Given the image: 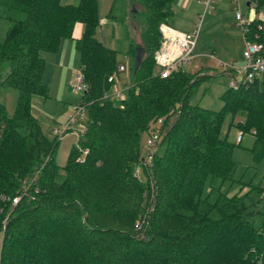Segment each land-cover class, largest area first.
<instances>
[{"label":"trees","instance_id":"1","mask_svg":"<svg viewBox=\"0 0 264 264\" xmlns=\"http://www.w3.org/2000/svg\"><path fill=\"white\" fill-rule=\"evenodd\" d=\"M119 1L112 0L106 16L127 36L123 6L122 15L115 12ZM122 1L141 5L130 17L141 49L127 37L131 85L116 97L104 96L118 65L116 49L96 36L97 0H0V18L8 22L0 37V86L18 91L12 113L0 102V264H264V185L236 176L239 142L221 134L230 115V124L253 133L255 159L264 156V73L227 86L219 109L193 102L209 74L182 64L162 76L154 60L159 26L170 23L175 0ZM253 1L256 9L264 6ZM79 21L75 45L87 119L60 166L55 153L65 132L52 128L47 135L31 100L49 95L41 51H57ZM244 33L264 47L262 16ZM160 117L148 161L140 138ZM225 181L249 187L228 194Z\"/></svg>","mask_w":264,"mask_h":264},{"label":"rangeland","instance_id":"2","mask_svg":"<svg viewBox=\"0 0 264 264\" xmlns=\"http://www.w3.org/2000/svg\"><path fill=\"white\" fill-rule=\"evenodd\" d=\"M63 3H77L78 0H61ZM216 1V2H215ZM218 0H214L216 6ZM249 0H239V6L244 13V18L248 21L254 17L262 16L264 19V6L258 9L253 4H247ZM99 17L102 18L109 11L112 0H97ZM125 11L126 21L128 23L129 34H122V30L116 28L113 21L106 20L101 23L96 31V36L100 38L107 46L116 49L117 65L122 64L124 69L119 70L115 75V81L112 89L121 91L124 95V87L131 85L130 77V59L126 54V48L131 37L135 46L141 49L139 38L140 30L135 29V20L130 17L141 5L136 2L120 0L115 12L120 14ZM199 0H175L173 2L174 17L172 26L183 30L180 21H189L191 14L197 16V10L200 8ZM201 9V8H200ZM217 11L216 18L208 20L210 15L202 18L199 32L197 34L196 44L193 47L192 55L186 63L185 69L190 73L202 70L199 74L207 73L200 80L197 90L193 96V102L205 107L219 109L223 100L222 92L229 86L230 76L224 71L227 63H231L238 68L244 62L242 55L245 39L242 27L237 23L234 15V9L224 6V8L215 7ZM127 12H130L127 14ZM212 14V13H211ZM122 15V13H121ZM176 20V21H174ZM195 20V19H194ZM83 23L75 24L72 36L61 39L60 47L57 51H41L45 58V67L42 80L48 88V97L40 94H34L31 100V110L38 118L42 129L47 135H52V128L64 124L67 119L73 115L75 106L80 105L83 90H75L76 73L80 68V54L75 45V39L80 37L83 30ZM8 22L0 18V37L4 38ZM8 70L3 69L2 75ZM240 79L241 73L237 74ZM18 91L16 88L9 86H0V102H2L7 111L12 113L16 106ZM242 118V117H240ZM87 119V110L85 117L73 121L71 128L61 137L55 153V160L63 166L67 160L68 153L73 144L77 142L78 136L82 132L80 126ZM238 117H235L237 120ZM231 116L227 115L223 121L221 134L226 135L229 140L237 142L238 134L243 133L241 139L236 143L233 151L234 159L237 162L236 176L241 177L242 181L252 180L253 184L264 185V156L257 160L251 147L254 144V135L251 132H242L235 124H230ZM157 124V121L154 123ZM151 127V126H150ZM149 134L144 132L140 138V151L142 156L146 157L149 150L147 143ZM147 160V159H146ZM149 161V160H148ZM139 166L136 171H139ZM146 182L149 181V174L146 172ZM209 186L207 180L202 194L206 193ZM249 184H241L239 181H225L222 189L228 194L234 192H244ZM0 233V251H1Z\"/></svg>","mask_w":264,"mask_h":264},{"label":"built area","instance_id":"3","mask_svg":"<svg viewBox=\"0 0 264 264\" xmlns=\"http://www.w3.org/2000/svg\"><path fill=\"white\" fill-rule=\"evenodd\" d=\"M204 9L202 12H199L195 18L194 27L188 31L177 29L168 22H162L159 26L161 32L160 43L154 51V60L159 69V73L162 76H167L171 73L172 70L176 69L179 65H184L189 61L193 47L196 44V37L200 29L201 21L203 18L204 12L210 11L214 7V0H202ZM233 9L235 19L237 23L242 27L243 34L247 30V24L252 20L248 21L244 18V13L240 9L239 0H233ZM253 5L256 4L255 1L252 2ZM245 45L242 52L244 62L241 65V68L233 64L227 63V68L235 69L236 73H241L242 77L239 79L237 76L230 77L229 86L237 87L240 81L253 80L257 75L264 73V47L263 44L259 41L252 40L244 35ZM124 69L122 64L118 65L116 72ZM112 73L108 76L109 81H115V75L118 73ZM87 87L84 76L79 68L76 73V83L75 90H85ZM125 88V87H124ZM114 95L116 97H121V91L112 89L106 91V95ZM86 105L80 102V105L75 106V111L64 124L56 126L53 128L54 133L62 134L71 128V123L77 121L78 119L85 117ZM162 120V117L158 118L157 124L153 127V132L149 134L147 143L149 145L148 154L146 159L150 160L152 152L155 148V140L158 139L159 124ZM81 131L85 129V123L80 126ZM243 133L238 134L236 140L241 139ZM20 198V195L17 194L12 198V203H16ZM5 224L2 226L4 228Z\"/></svg>","mask_w":264,"mask_h":264},{"label":"crops","instance_id":"4","mask_svg":"<svg viewBox=\"0 0 264 264\" xmlns=\"http://www.w3.org/2000/svg\"><path fill=\"white\" fill-rule=\"evenodd\" d=\"M199 2H200V8H199V10H197L196 12H197V14L199 13V12H202L203 11V9H204V5H203V2H202V0H199ZM216 2V1H215ZM233 5H234V3H233V0H218L217 1V4H216V6L214 5V7L210 10V11H207V12H204V14H203V18H205V17H207V15H210L209 17H208V20H212V19H214V18H216V16H217V11H215L214 12V9H215V7H217V9L218 8H224V6H226V7H230L231 9H233ZM212 13V14H211ZM107 15V14H106ZM106 15H104L102 18H100V25H101V23L102 22H104V21H106V20H109V21H111ZM173 17H174V15H173ZM172 17V18H173ZM196 18V13L195 14H191V18H190V20L189 21H180L181 23V25L183 26V30H185V31H188V30H190V29H192L193 27H194V22H195V19ZM174 21H176V20H174ZM127 22V21H126ZM173 23V19H171V21H170V24H172ZM122 34H124V32H123V30H122ZM193 52V51H192Z\"/></svg>","mask_w":264,"mask_h":264},{"label":"water","instance_id":"5","mask_svg":"<svg viewBox=\"0 0 264 264\" xmlns=\"http://www.w3.org/2000/svg\"><path fill=\"white\" fill-rule=\"evenodd\" d=\"M247 4H249V1L247 2ZM138 65V57L136 56V64H135V68L137 67Z\"/></svg>","mask_w":264,"mask_h":264}]
</instances>
